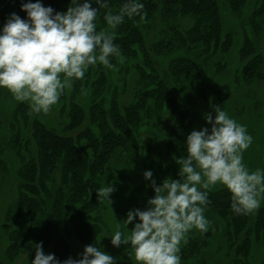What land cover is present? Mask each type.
<instances>
[{"label": "trees", "instance_id": "obj_1", "mask_svg": "<svg viewBox=\"0 0 264 264\" xmlns=\"http://www.w3.org/2000/svg\"><path fill=\"white\" fill-rule=\"evenodd\" d=\"M228 1L233 12H239L246 2ZM27 2L35 3L36 0L0 3L3 6L0 8V33L12 13L27 19V13L21 11L22 3ZM40 2L56 12H66L71 4V0ZM106 2L109 9H99L95 21L98 32L107 28L106 12L118 13L128 0ZM138 2L144 5V18L125 17L114 30V44L120 49L122 62L113 56L110 62L114 68L100 64L89 66L84 78L74 80L72 87L66 89L70 95L69 110L62 132L31 118L24 103L17 106L15 114L21 115L27 123L25 132L23 127H17L6 147L0 148L1 171L7 173L6 163L10 159L13 161L15 178L11 185L17 196L14 208L7 213L10 220L7 218L6 224L14 215L17 222L8 230V243L0 256V264H12L27 247L30 251L24 264H32L35 245L41 242L44 253L54 254L60 264L69 257L80 259L86 246L100 248L102 203L98 202L96 191L104 185H113L115 190L116 187L125 188L124 194L128 195V179L119 175L111 183L107 176L131 150L136 151L142 129L150 132L154 128L162 136L159 145L162 158H154L144 166L145 171L153 173V180L167 171L178 172L177 160L187 155L191 114L183 93H192L194 88L190 87V81L217 53L229 51L233 37L223 32L217 0ZM91 3L92 7H99L96 0ZM255 3L248 24L257 36L259 21L264 16V0H255ZM252 50L246 38L240 50L241 60L252 55ZM261 61L259 55H254L242 66L241 74L254 76L263 65ZM215 69L216 73L221 72ZM227 91V86L212 88L213 110L222 107ZM79 98L86 100V108L79 104ZM165 118L168 119L166 125L163 124ZM74 131L78 133L71 135ZM137 177L139 185L133 192L154 197L152 180H146L144 172ZM117 179H122L124 184ZM113 194L118 196L116 191ZM208 199L210 202L204 210L209 221L208 231L199 238L187 240L185 250L179 253L181 264H187L210 243L212 231L220 246L226 248L225 254L235 257L234 264H248L252 240L264 241V206L251 216L237 215L231 209V194L224 187L209 191ZM22 218L27 219L25 227Z\"/></svg>", "mask_w": 264, "mask_h": 264}, {"label": "clouds", "instance_id": "obj_2", "mask_svg": "<svg viewBox=\"0 0 264 264\" xmlns=\"http://www.w3.org/2000/svg\"><path fill=\"white\" fill-rule=\"evenodd\" d=\"M71 0L66 12L45 7L40 0L22 3L27 19L12 13L0 33V89H6L18 102H27L30 114H47L56 105L65 89L74 80H82L89 66L100 64L114 68L110 57H119L114 44L115 29L125 17L144 18V5L128 0L118 13L106 12L107 28L97 31L95 23L99 9H109L104 0ZM215 119L207 113L208 127L193 130L186 138V156L177 160L179 180L170 177L160 186L146 171L144 178L152 180L154 197L145 210L127 213L124 224L138 223L127 236L118 230L111 237L112 246L130 245L136 264H181V242L187 243V233L196 229L208 231L204 216L209 204L208 192L217 185L231 194V209L237 215H251L264 198V171L249 172L243 163V152L253 138L246 128L215 107ZM114 186L96 191L99 203L108 201ZM32 264H60L54 254H45L42 242L35 245ZM63 264H115L112 256L99 247L84 248L80 259L69 257Z\"/></svg>", "mask_w": 264, "mask_h": 264}, {"label": "rangeland", "instance_id": "obj_3", "mask_svg": "<svg viewBox=\"0 0 264 264\" xmlns=\"http://www.w3.org/2000/svg\"><path fill=\"white\" fill-rule=\"evenodd\" d=\"M217 1L222 15L223 32L230 33L233 37V42L227 53H217L211 59L209 65L203 67L195 79L193 78L190 81V87L194 88L192 93H183L184 102L189 107L191 114L189 130L190 132L193 130L199 131L204 127L210 129L211 126L206 123L204 116L211 112L213 119H215V112L211 107L212 88L227 86L228 91L220 109L225 111L239 125L244 126L247 134L253 138L252 144L243 152V163L249 172H253L256 169L264 171V16L259 21L260 32L255 36L248 24V19L256 5L255 0H246L239 12L230 10L228 0ZM1 2L4 4L5 0H0ZM1 7L3 6L0 5ZM246 38L252 46L253 54L241 60L240 50ZM254 55L260 56L263 65L262 67L260 66L261 69L254 76L244 77L241 74L242 66L246 62L248 63V60L254 57ZM215 68H218L221 72L216 73ZM198 89L202 91H198ZM69 97L70 95L65 89L58 103L52 106L47 114H30L31 109L27 102H18L6 89H0V148L6 147L10 136L17 127H23L25 132L24 126L27 123L23 121V118L21 119V115L15 114V110L20 103H24L28 107L27 114L31 118L39 119L46 126L62 132V127L66 121L65 116L69 110ZM123 100L124 98H122ZM78 102L86 108V100L84 98H79ZM65 106L66 108H64ZM167 121L168 119L165 118L163 124L166 125ZM161 132H164L162 128ZM77 133L78 131H74L71 135ZM161 142L162 136L154 128L150 132L146 128L142 129L136 151L131 150L129 156H126L121 164L113 167L107 176L111 183L116 181L115 178L119 175L125 180L128 179L126 185L128 189L126 193L128 195L124 194L125 188L116 187L115 191L118 192V196L116 197L112 193L110 195L111 203L104 201L101 204L100 225L102 232L99 239L100 249L112 256L115 264H136L130 245H121L119 248H116L111 244V237L118 230V226L123 236H127L129 231L134 227V224L139 222L138 218L134 219L133 223L128 224L126 227L124 221L127 219V213L136 209L145 210L148 200L153 198L152 195L144 196L137 191L133 192V188L139 185L140 178L137 175L146 172L144 166L148 165L149 161L154 158H162V148L159 147ZM132 155H135V157ZM6 165L9 175L0 169V256L8 243V230L9 228L13 229L17 222V218L14 215L12 216L13 219L8 222L10 225L6 224L7 218L10 220L7 213L12 207L14 208L17 197L16 189L11 185L12 180L15 178L12 159ZM176 169L179 172L178 165ZM178 172L167 171L165 175L155 181L156 185L160 186L162 181L169 177L175 180L179 177ZM117 181L124 184L122 179H117ZM220 188H223V186L217 185L211 191ZM129 193H131V196ZM263 206L264 198L261 199L259 208ZM26 220L22 218L24 227L27 225ZM211 233L210 243L206 244V247L202 248L194 258L189 259L187 264H234L235 257H233V254L231 253L233 258H231L230 254L229 256L226 255L224 245L220 246L216 235H213V231ZM202 234L199 230L193 229L187 233L186 239L199 238ZM185 247L186 244L182 241L180 245L181 250H185ZM29 251L30 247L25 248L24 253L12 264H24L29 256ZM248 264H264L263 240H252L248 254Z\"/></svg>", "mask_w": 264, "mask_h": 264}]
</instances>
